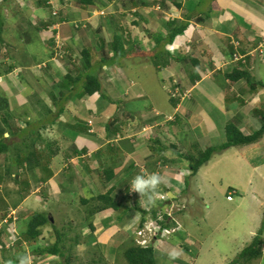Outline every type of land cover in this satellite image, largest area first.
<instances>
[{
  "label": "crops",
  "instance_id": "obj_1",
  "mask_svg": "<svg viewBox=\"0 0 264 264\" xmlns=\"http://www.w3.org/2000/svg\"><path fill=\"white\" fill-rule=\"evenodd\" d=\"M15 1L18 3V16L16 18L20 19L21 26L24 24L25 29H16L18 36H16L14 44L7 48L8 44L4 35L7 34L8 23L15 25L16 28L17 21L16 18H9V12L6 11L7 7L3 6L1 11L4 20L2 21V33L5 32V34L2 39L4 45H0L2 46L0 57L8 56L6 58L8 63L3 62L4 60L0 61V68L3 70L4 67L13 64L14 69L8 74L0 76V96L7 99V108L0 110V133L5 131L4 137L9 138L7 128L3 123L10 121L14 125L13 127L20 129L22 135L38 137L37 131L39 130L42 137L40 146L47 147L48 143H53L50 148L54 151L59 149L58 156L51 157L50 162L54 170V177L45 184L36 183V188L31 189V193L33 194L39 188L42 189L46 186L45 191L49 194V198L51 194V198L57 201V193L62 190L63 194V186L67 185V181L62 179L67 164L74 165V170L76 169L79 173L80 186L76 185L75 189H84L87 176L79 171V166L83 161L91 168L98 187H107L106 192H108L112 186L117 188L120 186L121 190L114 193L113 198L123 205L119 211L109 210L97 214L92 219L94 232H91L88 224H85L82 233L85 243L82 241L80 246L88 248L90 253L93 251V256L97 255L95 252L104 254V246L102 247L99 243V239L102 240L103 237L105 242L108 241V245L113 250L111 254L116 258V252L119 248L129 241H134L135 231L133 230H136L135 228L140 224L141 211H148L153 208V211L167 212L172 204L179 206V208H185L175 215L183 229L175 234H171L170 230L162 233L155 249V264H232V261L256 236L264 221V138L249 146L234 147L222 153H215L195 175L192 174L188 161L181 158L179 151L172 147L177 148V145L180 144V138L176 135L181 131L179 127L188 122L187 119H183L185 114L196 118L195 122L186 125V129L188 132L194 133V141L202 150L226 143V125L238 116L240 117V129L244 135H251L260 130L261 121L255 111L264 112V0H194L196 3L189 8H187L186 0H144L145 5L143 6L141 0H95L94 5L89 6V8L93 10L108 9L110 15H113L111 19L113 23L115 20L117 22L125 19V16L129 17L132 13H134L130 25L132 27L139 26L140 22L146 23V19H154L149 21L151 22V34L146 35L147 37L143 36L142 41L147 42L149 40L152 44L150 51L161 48L163 51L159 53L168 51L174 54L170 56L171 60L166 66L158 65L156 62H153V65L160 71L165 81L170 80L167 85L168 83L172 85V83H176L174 80H177L179 83L176 84L179 90L181 88L183 93L192 92V98L180 100V103L173 107L170 113L176 116L174 122L165 121V126L164 122L161 124L162 119L151 118L145 125L139 124L131 117V122L128 124L120 123L118 125L121 129L112 130L114 139L98 135L94 129L98 122L105 123L104 121L110 120V124L113 123L118 113L113 116L112 113L104 110L100 115L99 101L92 102L96 94L92 96L78 95V98L73 100L68 99L69 88H66L64 90L66 99L61 102L60 106L56 107L50 97L49 89L53 83L62 82L68 75L73 78L79 74L87 76L88 73L78 57L83 58L90 54L92 60L102 59L99 54L102 52L105 54L107 46L103 50L98 40L106 41L104 45H109L113 51H115L114 46H117L116 51H118L119 42L116 38L110 37L112 32H116V26L112 25V30H106L103 27L104 18L95 19L91 24L86 22L93 10L87 12L86 8L84 9L83 6L77 4L78 0H72L71 3L67 0H54V3L53 0H47L45 8L38 6L37 0ZM10 2L11 0L8 3ZM135 2L139 6H135ZM107 5L108 8H106ZM52 6L59 10V17L53 16ZM69 9H71L70 12H68ZM50 18H54L57 21L56 24L60 25V30L67 37L65 38L66 41L73 39V49L68 51L64 59V67L67 72L52 62L59 63L58 61L61 60L55 58L51 60L52 56L49 58L47 52L45 53L43 50V47L48 46V40L52 34L46 35L47 38L45 39L44 33L49 32V30L44 31L45 28L42 27ZM164 19L169 26L181 25L175 30H181L184 26L183 23L189 22L186 32H189V35L186 33L177 35L171 42L169 35L172 32L168 33L163 29L165 26L163 24ZM69 20L72 23H75L76 20L85 21L88 27L75 30L73 26H70ZM109 22L106 23V27ZM190 27H192V31H188ZM29 28L32 30L29 32L34 34L33 36L30 35V39H33L36 34L45 46L27 48L32 40L29 39L27 43H24L21 37L24 35L27 37L25 30ZM36 28L41 30L38 31ZM98 30H103L106 38L102 36V33L98 35ZM147 31L149 30L147 29ZM237 31L238 33L241 32L244 38L238 39L235 36ZM156 33L160 35L158 39L154 36ZM115 35L117 36V34ZM180 36L182 39H178ZM132 37L136 40L140 39L139 34H133ZM110 39L112 40L108 42ZM161 41H165V43L161 44ZM158 44L161 45L158 46ZM234 47L235 51H238L237 54L245 58V63L242 61L240 65L238 63L231 67L232 72L221 74L222 67L219 68L221 63L218 62L215 71H207L206 67L213 63L205 61V55H211L210 52L213 48L223 51L220 61L224 62L223 64H228L233 62L230 58L234 52ZM186 50L190 51L187 52ZM119 51L115 52V55L109 59L114 58L117 54L122 56ZM185 52L191 58H187L184 62L178 61V56L181 57ZM151 57H153L152 53ZM192 58L196 59L197 65L196 62L190 61ZM120 59L118 58V61ZM62 63L63 60L61 65ZM193 63L194 66H192ZM252 64L254 65L255 78H249V80L242 78L235 83L227 79V75L232 74L236 69L248 72L252 69ZM178 68L179 72L177 73ZM100 69L101 73L98 68V78L102 87H104L102 77L104 80L111 81L109 85L113 87L117 84L116 78H121L122 81L120 82H124L123 77L115 72L116 70L106 68V66H101ZM209 72L211 76H207ZM194 75H198L199 79L192 78ZM55 77L58 81L54 79ZM42 79L47 84L46 87L40 86ZM34 81H39L36 85L40 88V93L28 96V87L34 86ZM127 81L125 89L122 88V90L124 91V99L129 103L141 100L146 96L148 90L143 88V85L131 84L129 78ZM80 84L83 85V82ZM82 91L81 89L80 93ZM76 93L78 94V91ZM229 93L236 96L234 100L228 97ZM41 94H45L46 97L43 98ZM170 102L174 104L171 99ZM63 105L65 108L61 112L60 109ZM177 106L178 108L181 107L178 111H176ZM58 113L60 117L55 122L57 125L52 126L50 119L53 118L52 115ZM117 119L119 122L122 121ZM20 123L23 124L20 125ZM44 124L48 125L47 128L40 129L41 125ZM69 125L80 127L82 131L73 130ZM168 135L174 137L169 138ZM179 149L183 150L184 148L180 146ZM75 151L81 152V156L69 158V154H73ZM59 155H62L60 159ZM2 158L6 159L5 156ZM3 162L5 164V160ZM56 163V167H62L58 173L59 168H54ZM110 170L114 171L113 180H108L106 177ZM151 173L159 174L167 181L159 185L168 198V201L162 206L157 199V194L153 205L145 203L139 193L130 197L132 179L138 174L148 175ZM21 174L23 175L21 180L28 176L23 170H21ZM184 177L190 180L188 185L180 182L181 178L184 179ZM16 178L18 179V177ZM6 179L8 182L11 181L8 176ZM15 184L18 185L16 182ZM8 186L10 187L11 184L9 183ZM1 187L2 184L0 183ZM173 190L177 194H174ZM230 191L235 193L232 201L227 199ZM43 194L41 191L38 195L27 194L28 196L20 204L28 206L30 202L35 201V196L41 199L44 197ZM4 196L5 194L2 195V201H0V211L3 210ZM17 196L22 199L19 194ZM76 197H78L79 202L89 200L84 194L81 196L79 193H75L73 195L74 201ZM58 201L61 204V201ZM5 205L8 209L11 208L7 203ZM228 206H230V211ZM242 206L253 207L257 210L253 211L254 219L250 218L252 222L238 232L236 221L234 222L233 218L239 215ZM39 207L40 205L36 204L34 212L40 211L38 210ZM157 207L159 208L154 210ZM43 211L46 212L45 207L42 206L41 212ZM25 212L28 215L29 210L26 208ZM194 213L196 217L193 215ZM51 216L53 217V213ZM29 217L24 223L23 231L26 230ZM230 222L232 223L230 224ZM202 224L208 229H214V232L219 233L222 230L223 234L227 232V237L232 241L231 247H233L232 251L229 250L227 257L221 254L215 240H211L210 245L207 244ZM124 227L126 230L128 228L127 235H115V233H119L117 230L123 231ZM194 227L196 229L191 230ZM110 233L113 234L112 238L117 239L123 245H119L114 239L106 240ZM88 237L91 238L88 239ZM234 244H236L235 247ZM95 249L96 251H94ZM215 256L217 257L215 258ZM263 260L264 254L258 264H264Z\"/></svg>",
  "mask_w": 264,
  "mask_h": 264
},
{
  "label": "rangeland",
  "instance_id": "obj_2",
  "mask_svg": "<svg viewBox=\"0 0 264 264\" xmlns=\"http://www.w3.org/2000/svg\"><path fill=\"white\" fill-rule=\"evenodd\" d=\"M43 2V1H42ZM54 3V0H53ZM187 8H189L190 6L194 5L196 2L194 0H186ZM4 6H6V11H8L9 13V18L10 19H14L18 16V3L14 0L10 3L8 2H4L3 4ZM86 8V9H85ZM106 8H108V5L106 6ZM84 9L89 12L93 9H90L89 7H84ZM102 9V8H100ZM192 10V9H191ZM71 9L68 10V12H70ZM94 13H98L99 10H93ZM113 15H110L107 18H104V25L103 27L106 28V30H112V25L116 26V32H112L110 34V37L112 39L117 40L118 43V48H119V52L122 53V56L119 57L121 58L115 66H113L111 63L108 64L109 66H112L111 69L116 70L115 72L119 73L120 76L123 77L124 82H120L122 81L121 78H116L117 80V84L113 87L109 84H111V81H108L107 79L104 80V78L102 77V83L103 86L102 90L100 93L96 94L93 99L92 102H98V106L101 107L100 109V115L101 112L104 110L109 111L110 113H112V115L114 116L117 112L116 118L114 120L117 121V123L114 125L113 128L109 129V124H110V120L109 121H104L103 122H98L94 129L97 131L98 135L101 136H106V137H111L112 139H114V135L112 134V130H116V129H121L119 128V124L120 123H124V124H128L129 122H131V117L134 118V120L136 122H138L139 124H145L147 125V121H149L151 118H156V119H162L163 121H161V124L164 125L166 124L165 121H168L169 123H172L175 121L176 116L175 115H171V111L173 110V107L176 106V103L171 104L170 99V93H171V85L167 82H169L170 80H164L162 74L160 73V71H158L156 69V67L153 65V62H156L158 65H162L165 66L166 65V57L163 53H159L162 52L163 50H161V48L159 50H155V51H150L152 49V44L149 42V40H147V42H143L142 38L143 36L147 37L146 35L151 34V22H149L150 20H154V19H146V23L144 22H140L139 26H130L131 22L128 21V19L130 17L125 16V19H121L119 21L115 23L111 22ZM71 18V17H70ZM17 21V27L15 28V25H11V23H8V30H7V34L1 33V37L3 39V35L4 38L7 41V48H9L10 45L14 44L15 42V38L16 36H18V32L16 29H25L24 24L21 26V21L19 18L15 19ZM82 20H76L75 23L78 24L80 23ZM110 21V22H109ZM109 22L108 26L106 27V23ZM69 24L70 26H74L73 23L69 20ZM83 24L86 25V22H84ZM163 24H165L164 26V30L168 33L172 32L173 29H178L179 26H169L166 22V20H163ZM184 25H189V22H184ZM79 29H84L83 27H80L78 25ZM149 30L146 32V30ZM192 27H190L188 29V31H192L191 30ZM28 34L30 35H34L33 33L29 32L32 31L31 28L25 30ZM53 30L49 29V32L44 33V35L48 36L50 33H52ZM98 35L100 33H102V36L106 38V36L103 33V30L101 31H97ZM117 34V36L115 35ZM130 34V35H129ZM135 34H139V40H136V38L132 37V35ZM158 34V35H157ZM186 35H189V32L186 33ZM47 36L45 37V39L47 38ZM93 36V35H92ZM154 36H156L155 38L158 39V37H160L159 33L154 34ZM235 36L239 39V38H244V36L241 34V32L238 33V31L236 32ZM164 37V36H161ZM189 37V36H187ZM192 37V35H191ZM26 35H24V37H21V39L23 40L24 43H27L26 40ZM112 39H110L108 42H110ZM178 39H182V36H180ZM35 40H39L37 43L35 42ZM45 41V40H43ZM99 44L101 45V47L103 48V50L105 49V47L107 46L106 50H105V54L102 52L99 55L101 56V58L103 60H106V58L108 57L111 58V56L115 55V51H113V49L109 46V45H104L106 43V41H102V40H98ZM170 42V41H169ZM165 43V41H161V44ZM161 44H158V46H160ZM248 44V43H245ZM104 45V46H103ZM234 45V42H233ZM30 46L36 47V48H42L43 45L40 42V39L38 36H36V39H33L31 43H29L27 45V47L29 48ZM235 46V45H234ZM226 47H228V44H226ZM253 47V46H252ZM46 50H49V48H47ZM3 51V49H2ZM6 51V49H5ZM65 50H57L52 56H56L55 59L57 60H61L58 61L59 63H55L54 61H52L55 65L59 66L61 69L65 70L67 72V69L64 67V59L65 57L61 56L62 53H64ZM151 53L152 56L151 57ZM235 53H238V51H235ZM211 55H205L204 56V60L207 61L208 63H213L210 64L208 67H206V69H208L207 71L211 70V71H215L216 70V66L218 62L221 63V66L219 68H221V74H224L226 72H232V66H235L236 64H238V62L233 61V62H229L228 64H223L224 62H221V56L223 54V51H218L217 49L213 48L210 52ZM131 56V57H130ZM8 56L3 55L2 57H0V61L5 62L6 64L8 63L6 61V58ZM125 58V59H124ZM71 59V58H70ZM80 63L83 64V58L82 57H78ZM231 60H233V54H231ZM63 60V63L61 65V62ZM249 60V59H248ZM96 59L93 60V62H95ZM51 62V64H53ZM240 62V61H239ZM244 62V61H243ZM246 62V61H245ZM242 63V61L240 62ZM239 63V65H240ZM94 64V63H93ZM43 66V65H42ZM104 67V64L102 65ZM253 67L254 65L252 64V69L248 70L249 74H250V78H255L256 75L253 72ZM205 68V66H204ZM70 70V69H68ZM100 73H101V69L99 68ZM95 71V73H94ZM94 71H88V73L90 72L91 74H98V71H96V69ZM179 72V68L177 73ZM79 73H81L79 71ZM123 73V74H122ZM103 74V73H102ZM210 72L207 74V76H211L209 75ZM81 76V77H79ZM79 76H77L75 78L76 82L74 85L69 86L71 88H76L73 92H70V94H72V98H76L78 95H80V91L81 89H83L84 84L81 85L80 82L84 83V79H85V75L84 74H79ZM206 75L204 76L205 78L207 77ZM15 77V76H13ZM39 77H41L39 75ZM129 78L130 83L131 84H138L139 86L143 85V88H146L147 94L146 96H144V98H142L141 100L138 101H134L129 103L126 99H124V91L122 90V88L125 89V85H127L126 83L128 82L127 79ZM192 78L195 79H199L198 75H194ZM54 79H57V77H55ZM80 79V80H79ZM176 83L178 82L177 80ZM35 85L34 86H30L28 87L29 91H28V96H33L36 95V93H40V88L36 85V83H38L37 81H34ZM119 82V83H118ZM122 83V84H121ZM176 83H172L173 85H177ZM179 83V82H178ZM71 84L68 81V85ZM40 86L41 87H46L47 84L44 82V80L42 79L40 82ZM33 88V89H32ZM68 88V87H66ZM164 88V89H163ZM180 88V87H179ZM181 90V88H180ZM179 92L182 93V99L181 101L187 99V98H192V92L191 91H187V92H182V90ZM76 91H78V94L76 93ZM123 91V92H122ZM177 91V93H178ZM170 92V93H169ZM41 96L43 98L46 97L45 94H41ZM170 96V98H169ZM181 107L177 106L176 111H178ZM113 110V112H112ZM169 114V116H168ZM99 115V117H100ZM121 119L122 121H118V119ZM183 119H187V124L186 125H190L192 124V122H195L196 118L195 117H191L188 114H185ZM23 123H20V125H22ZM135 125V124H134ZM186 125H182L179 128L181 129V131H179L177 133L176 136H178L180 138V144L177 145V150L180 152L181 150L179 149L180 146H183V151H186L189 147V144H195L196 141H194V133L193 132H188L186 129ZM166 126V125H165ZM159 128V127H157ZM166 131H167V127H166ZM123 132V131H121ZM124 133H126V131H124ZM126 135V134H125ZM169 138H172L174 136H170L168 135ZM120 155L122 156L121 152ZM62 157V155H59V159ZM5 160V164L4 161ZM62 161V160H60ZM59 161V162H60ZM16 160L14 158H7V159H3L2 155H0V183L2 184V187L0 188V201H2V195L5 194L4 196V201L2 202V207L3 210L0 211V231L5 229L4 234L2 235L3 238L7 239L10 241V243H8V245L6 247H3V243H0V264H11L10 261L8 260L9 258H12L13 255H15L14 257V261L16 258H18L21 255H27L29 257V264H62V260L56 257L53 258H47V257H38V255H36L34 253V251L32 252L33 248L31 246V244L29 243H23L26 244V246H24L23 244L21 245H17V249L14 251H11L12 246L16 243L17 240L20 239V235L21 232L24 230V223L26 221V219L29 217L28 215H31L35 209H36V204L40 205L39 209L41 211L42 206L45 207L46 213H53V224H55V229L58 232H63L67 230H71L73 233H71L70 235H74V233H77L79 231V229H83L85 228L83 226L84 224H88L90 222V220L93 218H90V209L93 206V202H91V204L88 206L87 204L84 205L85 202H79L78 197H76V200L74 201L73 195L75 193H79L81 196L82 194H84L85 196L88 197V199H91L93 196L97 197L100 196L102 194H105L107 187H98L95 177L93 175V172L91 170L90 167H88V165L85 162H81L80 166H79V171L83 174H85L87 176L86 178V183H85V188L84 189H75L76 185L80 186V182H79V177H78V171L75 169L74 170V165L72 164H67L65 166V170L63 173V177L62 179L67 181V185L63 186L64 189V193L62 194V190L60 193H57V199L61 201V204L59 203V201H54L51 197L50 194V199L49 198V194L46 193V186L42 187V189L39 188L38 191H35L32 193H29L31 195H38L39 191H41V194H43L44 197H42L41 199L38 198V196H35V201H32L28 204V206H24L21 205L20 203L24 200V199H20L19 196H17L18 194L20 196H28L27 194V189H33L37 184V178L39 176V173L35 176L34 173H28L27 172V177L24 178L23 180L16 182L18 185L15 184V182L11 179L10 182L7 181L6 176H7V170L12 169L13 164H15ZM188 163V162H187ZM65 164V163H64ZM64 164L62 165L64 168ZM189 164V163H188ZM57 163L55 164L54 168L58 169L59 167H56ZM60 167L57 171L60 172L61 171ZM76 171V172H75ZM6 174V175H5ZM182 177V176H181ZM182 180L180 181L181 183L188 185L190 183L189 179H186L184 177L181 178ZM28 182V184H26ZM36 182V183H35ZM11 184V186L9 187L8 184ZM16 185V186H15ZM71 186V187H70ZM161 186H158V188L156 189V194H157V198H162L165 197V193L164 191H162L163 189L160 188ZM104 189V190H103ZM227 190V189H226ZM35 193V194H34ZM174 194H177L176 191L173 190ZM7 194V197H6ZM17 199V200H16ZM16 201H20L18 203V207H13V203L12 202H16ZM7 203L9 205V207H11L10 209H8V207H6L5 203ZM36 203V204H33ZM26 208L29 210L28 215H26L25 210ZM228 209L230 211V206H228ZM16 213L17 212V222L15 223L14 226H11L13 223H5V220L3 221V219H8L7 216L9 214H11L10 211H13ZM256 208H247L246 206H242L240 209V213L239 215L233 218V221H236V225H237V231H241L243 229L244 226L248 225L249 223L252 222L251 219H254L253 216V211H256ZM195 216V213L193 214ZM103 217V214H102ZM196 217V216H195ZM251 218V219H250ZM92 221V220H91ZM22 223V224H21ZM94 224V221H92L90 224ZM232 222H230L231 224ZM229 224V225H230ZM82 225V226H81ZM89 225V224H88ZM8 226V227H5ZM76 228H79L78 230ZM125 228V230H124ZM123 228V231H118L119 233H115V235L121 236V234H125L127 235L128 233V228L126 230V227ZM137 228V227H136ZM135 228V229H136ZM196 228L194 227L191 230H195ZM246 229V228H244ZM202 230L204 233V236L206 238V242L208 245L211 244V240H215L216 246H218L221 254L224 257H227L229 255V252L233 250V247H231L232 241L228 239V234L227 232L223 234V230L222 232H214V229H208L206 228L203 224H202ZM135 231V239L138 238L136 230ZM235 233V231L233 232V234ZM67 234V233H65ZM241 235V234H240ZM43 241H40L39 243L42 245H49V244H53L56 241V237L54 234V228L51 227L50 225L46 226L43 229ZM102 237V236H99ZM113 234L110 233L109 237L106 238V240L110 239H114L119 245H123V243H120L119 241H117V239L112 238ZM84 241V238H82ZM100 240V245L104 248V254H98L97 252H95L97 255H95L96 259H99L100 257L104 258V263L106 262L107 264H123L124 261L121 258H114L113 254H111V250L112 248L110 247V245H108V241L105 242V240L102 237V240ZM128 240V239H127ZM129 241V240H128ZM106 243V244H105ZM250 244V243H249ZM248 244V245H249ZM16 246V245H15ZM236 246V244H234V247ZM9 250H7V249ZM94 248H96V246H94ZM97 249V248H96ZM96 249L94 251H96ZM101 250V249H100ZM230 250V251H229ZM91 252V251H90ZM88 252V248H82L81 246H78L75 250H73V255L76 257V259L78 258V261H76L75 259V264H87V261L91 260L93 257V251L92 253ZM263 254H264V248H263ZM217 256H215L216 258ZM262 258V257H261ZM261 258L255 260L252 264H258V262L261 260ZM235 260V259H234ZM234 260L232 262H234ZM157 261H159L157 259ZM264 262V260H263Z\"/></svg>",
  "mask_w": 264,
  "mask_h": 264
},
{
  "label": "trees",
  "instance_id": "obj_3",
  "mask_svg": "<svg viewBox=\"0 0 264 264\" xmlns=\"http://www.w3.org/2000/svg\"><path fill=\"white\" fill-rule=\"evenodd\" d=\"M10 0H0V45H4V41L1 38V33L3 32V18H2V8L4 2H9ZM43 1V2H42ZM111 1V0H110ZM37 5L41 6V8H45L47 6V0H37ZM95 0H78L77 4L83 7H89L94 5ZM144 0H141V3H143ZM135 6H139L137 2L134 3ZM145 5V3L142 4V6ZM49 9L51 7H48ZM59 11L54 6H52V14L55 17V12ZM54 12V13H53ZM56 20L54 18H50L49 21H47L42 28H45L44 31H48V27H54L55 25H58V28L53 30L52 35L49 37L50 39L48 40L49 44L45 48L43 47L44 52H47V55L49 58L57 51V50H65L64 53L61 54V56L65 57L68 53V51H72L73 45L72 41L73 39H69V41H66L65 38L66 35L63 31L60 30V25L56 24ZM50 28V27H49ZM188 25H184L181 30H172V33L169 35L170 41L172 42L177 35H184L187 32ZM37 29V28H36ZM40 31L41 29H37ZM43 31V32H44ZM36 34L33 39H36ZM30 39V34L27 33V38L26 40L29 41ZM30 39V40H33ZM39 40H35L37 43ZM7 45V44H6ZM116 47L114 46L115 52ZM2 48V46H0ZM28 48V47H27ZM36 47L30 46L29 49H33ZM49 48V50H46ZM187 51V50H186ZM188 50L187 52H189ZM167 59V56L169 55V58L166 60V65L168 64L169 60H171L170 56H173V52H165L163 53ZM237 56V53H235V47H234V52H233V57ZM121 57L118 54L112 58L106 60L99 59L98 61L93 62L92 58H90V54H87L86 56L83 57V66L85 67L87 73L88 71H98V68H101V66L104 64L106 68H111L112 66H109L108 64H116L118 61V58ZM191 58L189 54L185 52V54H182L181 57L178 56L177 60L180 62H184L187 60V58ZM56 58V56H52L51 60ZM190 61L196 62L195 64L197 65L198 62L196 59H190ZM41 62V61H40ZM94 63V64H93ZM240 63V62H238ZM165 65V66H166ZM194 66V63L193 65ZM196 67V66H195ZM14 69L13 64H9L8 66L4 67L2 70L0 68V76H3L5 74H8L9 71ZM88 73L86 78L84 79V87L82 93L79 95H84V96H92L95 94H98L102 90V85L101 81L98 78V74H91ZM247 79L249 80L250 74L247 71H242L241 69H236L232 74L227 75V79L233 83L240 79ZM80 80V79H79ZM68 81L71 83L68 85ZM39 82V81H38ZM76 82L75 78L72 76H67L62 80V82L58 83H53V85L50 86V97L52 98V101L56 104L57 106H60L61 102L66 99L65 97V92L64 90L66 87L69 88V95L68 99H73L72 94L70 92H73L76 88H71L69 86L74 85ZM252 91V90H251ZM228 97L231 100H234L236 97L233 93H229ZM78 98V96L76 97ZM75 98V99H76ZM173 103H180V99H173L171 98ZM7 108V99L4 96H0V110H4ZM63 106H61L60 111L63 112ZM60 112V113H61ZM255 114L259 117L261 121V128L260 130L253 132L251 135H244L240 129V117H236L233 119L232 122L228 123L226 125V143H224L221 146L217 147H212L207 150H202L197 143L195 144H189V147L186 151H183L180 149L181 153L179 152V156L183 158L185 161H188L189 166L191 168L192 174H196L199 172V170L208 163V161L211 159V157L215 153H222L230 148L234 147H243V146H249L255 143L260 142L264 138V112L261 110L255 111ZM53 118L50 119V124L57 125L55 122L59 119L60 117L59 113L52 115ZM58 118V119H57ZM10 119V117H9ZM115 122V123H114ZM49 123V122H47ZM117 123L116 120L113 121V123L109 124V129L114 127V125ZM6 128L7 132L9 133V138H5L3 133H0V155L5 156L7 158H14L16 160L15 164H13L12 169L7 170V176L11 178L14 182H19L21 181V178L23 175L21 174V170H23L26 174L28 173H34L35 176L39 173V176L37 178V183L38 184H45L49 182L53 177H54V170L51 167V157L53 156H58L59 154V149L54 151V149L50 148L51 144L53 143H48L47 147H42L43 145L40 146V141H42V137L40 136L39 130L37 131L39 133L38 137H31L28 135H22L21 131L17 127H13L12 123L10 121L8 123H3ZM48 125H41L40 129L42 128H47ZM73 130H81L82 128L76 127V126H70ZM87 131V129H86ZM15 138V139H14ZM46 144V143H44ZM175 150L177 148L172 147ZM176 153H178L176 151ZM81 152H73V154H69V158L71 157H77L81 156ZM12 155V156H11ZM36 169H39L38 171H35ZM18 177L19 179H17ZM106 177L108 180H113L114 179V171L110 170L107 172ZM110 182V181H108ZM36 183V182H35ZM28 184V182L26 183ZM36 188V187H34ZM33 188V189H34ZM120 186L117 188L115 186H112V188L106 192L105 194H102L100 196L91 198L89 200H84L85 204L88 206L93 202V206L90 209V218H94L97 214H101L104 212H107L109 210L111 211H119L120 209L123 208V205L121 203H118L115 198H113V194L119 192ZM27 194L31 193V189H27ZM132 193V191H131ZM130 193V197H131ZM26 194V195H27ZM128 194V193H127ZM137 193H135L136 195ZM129 195V194H128ZM134 195V196H135ZM133 196V197H134ZM26 196L22 195V199H24ZM82 201V202H84ZM125 201V200H121ZM20 202V201H19ZM18 201L12 202L13 207H18ZM127 210V209H126ZM156 210V209H154ZM149 213L145 210L141 211L142 213V218L140 221V227H143V224L146 222V215H151L152 218L156 219L158 225H160L163 228V231L167 230L170 228L171 224L168 221V216H164L163 221H159L157 217V211H153V208ZM50 213L46 212H33L29 219L27 220L26 223V230L21 232L20 239L18 240L17 244L21 245L23 243H29L31 244L34 253L38 255V257H49V258H59L63 262L62 264H75V259L76 257L73 255V250H75L78 246L82 245L83 241V229L76 228L79 231L81 230V233L79 231L77 233H74V235H70L73 233L71 230L63 231V232H58L55 229V224H53V220L51 218ZM92 218V219H93ZM91 219V220H92ZM90 222L88 223V228L90 229L91 232L95 231V228L93 227ZM50 225L51 227L54 228V234L56 237V241L53 244L49 245H42L39 242L43 241V229ZM82 226V225H81ZM83 226L85 227V224L83 223ZM5 229L0 231V243H3L2 246H6L7 240L2 237L4 234ZM67 233V234H65ZM91 237H88V239ZM160 239V236L156 238V240L153 242L152 245L149 247H142L140 245H137L135 241H129L128 243L124 244L119 250L116 252V259L119 257L123 259L125 264H155L156 262V255H155V249L157 248L158 240ZM85 243V239L84 242ZM263 248H264V221L262 222L256 236L253 238V240L250 242L249 245H247L240 253L239 255L235 258L234 262L232 264H252L255 260L263 257ZM25 255V254H24ZM102 256V255H101ZM20 257V256H19ZM11 264H17L18 258L15 259V262L12 260H9ZM78 261V258L76 259ZM9 264V263H8ZM87 264H107L106 262L104 263V258L100 257L99 259L95 258V255L92 257L91 260L87 261Z\"/></svg>",
  "mask_w": 264,
  "mask_h": 264
},
{
  "label": "clouds",
  "instance_id": "obj_4",
  "mask_svg": "<svg viewBox=\"0 0 264 264\" xmlns=\"http://www.w3.org/2000/svg\"><path fill=\"white\" fill-rule=\"evenodd\" d=\"M67 1L71 3L72 0H67ZM101 13H104V14H101ZM54 15H55V17H59L58 11H56ZM133 15H134V13H132L129 16L130 17L129 22L133 21V17H132ZM109 16H110V13L108 12V9L99 10L98 13H94L92 11V12H90L88 18L86 19L87 20L86 22H89L91 24L95 19L107 18ZM84 22H80L78 24L73 23L74 29L79 30L78 25L80 27H83L84 29L87 28L88 26L83 24ZM57 28H58V25H55L54 27L48 28V30L49 29L55 30ZM233 61H236V62L244 61V63H245V58L240 57L237 54V56L233 57ZM166 182L167 181L165 180V178L163 176L156 174V173H151L148 175L138 174L132 179L131 184H130V188L132 191L131 197H133L135 195V193H139L140 197L145 200V203H147L149 205H153V204H155L156 189L158 188V186L161 183H166ZM234 194H235L234 191H230L229 196L227 197L228 201L233 200V198L235 196ZM229 197L231 198V200L229 199ZM157 199L161 202V206L163 205V203L168 201L167 196L162 197V198H157ZM158 208L159 207H157L155 209H158ZM161 209H163V208H161ZM183 209H185V208L184 207L179 208V206L171 204L170 209L167 212H165V211L160 212L159 210H156L157 211V217H158L159 221H163L164 216H168V221L170 222V224L172 223L170 228L165 230L166 232H168L170 230L171 234L172 233L175 234V233H177L183 229L181 227V225L178 223L176 216H175V215H177V213H179ZM147 212L149 213L150 211H147ZM145 218H146V222L143 224V227H140V224H139L138 227L136 228V233H137L138 238L134 239V241L137 245H140L142 247H149L150 245L153 244V242L156 240V238L161 236L162 233L165 231H163V228L160 225H158L156 219L152 218L151 215L148 214V215H146ZM4 220H5V218L3 219V221ZM5 227H8V226H5ZM140 232H143V236L139 235ZM143 241H146V244H142ZM17 242H18V240L12 246L11 251L12 250L15 251L17 249V247H18ZM8 243H10L9 240H7L6 246L8 245ZM23 245L26 246V244H23ZM6 246H3V247H6ZM7 250H9V249H7ZM14 257H15V255H13L12 258H9L8 260L14 261ZM17 264H29V257L27 255H21L20 257H18Z\"/></svg>",
  "mask_w": 264,
  "mask_h": 264
},
{
  "label": "built area",
  "instance_id": "obj_5",
  "mask_svg": "<svg viewBox=\"0 0 264 264\" xmlns=\"http://www.w3.org/2000/svg\"><path fill=\"white\" fill-rule=\"evenodd\" d=\"M101 14H104V13H101ZM171 88H172V90H171V93H170V96H171V98H173V99H182L181 97V95H182V93L181 92H179L178 90V87H177V85H171ZM177 91H178V93H177ZM229 199L231 200V198L229 197ZM10 210H12V209H10ZM11 212V214H9L8 216H7V218L8 219H5V223H7V224H9V223H13L11 226H14L15 225V223L17 222V212L15 213L14 212V210L13 211H10ZM139 235H142L143 236V232H140L139 233ZM142 244H146V241H143L142 242Z\"/></svg>",
  "mask_w": 264,
  "mask_h": 264
}]
</instances>
